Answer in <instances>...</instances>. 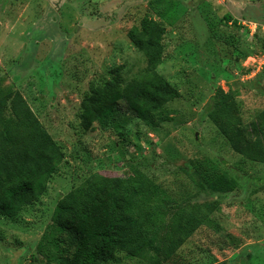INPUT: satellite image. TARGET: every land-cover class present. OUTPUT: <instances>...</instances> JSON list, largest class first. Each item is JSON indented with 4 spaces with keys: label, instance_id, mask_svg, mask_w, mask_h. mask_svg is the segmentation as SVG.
<instances>
[{
    "label": "rangeland",
    "instance_id": "1",
    "mask_svg": "<svg viewBox=\"0 0 264 264\" xmlns=\"http://www.w3.org/2000/svg\"><path fill=\"white\" fill-rule=\"evenodd\" d=\"M148 1L0 0V89L22 94L64 156L37 202L0 218V264H29L58 198L90 173L116 180L133 203L135 168L182 206H217L171 257L143 250L114 264H264V160L229 144L264 110V0H174L157 68L180 95L167 104L172 120L150 129L119 103L114 118L80 124L92 83L116 68L127 82L145 67L127 33L158 20ZM206 159L226 179L199 191L181 168Z\"/></svg>",
    "mask_w": 264,
    "mask_h": 264
},
{
    "label": "trees",
    "instance_id": "2",
    "mask_svg": "<svg viewBox=\"0 0 264 264\" xmlns=\"http://www.w3.org/2000/svg\"><path fill=\"white\" fill-rule=\"evenodd\" d=\"M147 5L158 20L143 17L127 33L145 67L127 82L116 68L110 79L92 83L80 102L83 129L102 117L114 118L119 103L150 129L172 120L174 112L167 104L180 95L157 68L164 52L162 21H171L176 2L150 0ZM233 135L229 144L234 152L247 160H264V110L250 123L238 125ZM63 158L22 94L13 86L0 89V218L16 219L37 202ZM181 172L199 191L217 189V182L226 179L207 159L190 161ZM132 175L137 181L133 203L124 199L116 180L97 172L61 195L29 264H114L121 256L139 258L143 250L168 258L210 222L216 203L182 206L140 169H133Z\"/></svg>",
    "mask_w": 264,
    "mask_h": 264
}]
</instances>
